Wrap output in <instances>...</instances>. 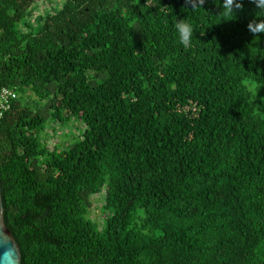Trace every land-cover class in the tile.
<instances>
[{"label": "trees", "instance_id": "obj_1", "mask_svg": "<svg viewBox=\"0 0 264 264\" xmlns=\"http://www.w3.org/2000/svg\"><path fill=\"white\" fill-rule=\"evenodd\" d=\"M60 1L35 15L39 0H0V90L17 92L0 182L21 264H264V115L246 85H264V33L248 29L264 17L252 0L233 19L215 0ZM177 19L196 31L189 48ZM52 121H80L82 136L49 148Z\"/></svg>", "mask_w": 264, "mask_h": 264}, {"label": "rangeland", "instance_id": "obj_2", "mask_svg": "<svg viewBox=\"0 0 264 264\" xmlns=\"http://www.w3.org/2000/svg\"><path fill=\"white\" fill-rule=\"evenodd\" d=\"M61 6L60 2L55 0H39L35 15L43 12H54ZM246 85L249 91L251 103L255 106L260 115H264V85L254 80H247ZM30 101L37 100L33 93H29ZM84 124L80 121H72L67 125H61L55 121L49 123L47 129L42 134V140L47 142L49 148L54 149L56 146H68L76 139L82 136ZM93 207L91 208V217L102 226L106 217V197L104 194L96 195L92 198Z\"/></svg>", "mask_w": 264, "mask_h": 264}, {"label": "clouds", "instance_id": "obj_3", "mask_svg": "<svg viewBox=\"0 0 264 264\" xmlns=\"http://www.w3.org/2000/svg\"><path fill=\"white\" fill-rule=\"evenodd\" d=\"M215 2L222 8L221 13L225 19L235 18L237 11L243 8V0H222V3L221 0H215ZM252 2L257 9L256 16L264 17V0H252ZM186 4L190 5L193 11L204 9V0H186ZM248 29L253 34L264 33V20L254 19L248 24ZM174 30L179 44L184 48H189L193 43L194 35L196 36L192 23L187 19H177L174 21Z\"/></svg>", "mask_w": 264, "mask_h": 264}, {"label": "water", "instance_id": "obj_4", "mask_svg": "<svg viewBox=\"0 0 264 264\" xmlns=\"http://www.w3.org/2000/svg\"><path fill=\"white\" fill-rule=\"evenodd\" d=\"M1 189L0 182V264H21L20 246L5 222Z\"/></svg>", "mask_w": 264, "mask_h": 264}, {"label": "built area", "instance_id": "obj_5", "mask_svg": "<svg viewBox=\"0 0 264 264\" xmlns=\"http://www.w3.org/2000/svg\"><path fill=\"white\" fill-rule=\"evenodd\" d=\"M17 98V92L9 87L0 90V123L5 113L11 108L12 102Z\"/></svg>", "mask_w": 264, "mask_h": 264}]
</instances>
